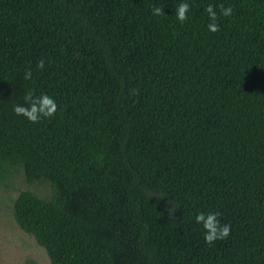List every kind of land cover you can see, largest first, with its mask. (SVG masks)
<instances>
[{
	"label": "trees",
	"instance_id": "trees-1",
	"mask_svg": "<svg viewBox=\"0 0 264 264\" xmlns=\"http://www.w3.org/2000/svg\"><path fill=\"white\" fill-rule=\"evenodd\" d=\"M187 2L0 0V185H50L13 215L52 264H264V0Z\"/></svg>",
	"mask_w": 264,
	"mask_h": 264
},
{
	"label": "rangeland",
	"instance_id": "rangeland-1",
	"mask_svg": "<svg viewBox=\"0 0 264 264\" xmlns=\"http://www.w3.org/2000/svg\"><path fill=\"white\" fill-rule=\"evenodd\" d=\"M51 199L52 190L44 181L29 184L23 173L0 185V264H52L44 248L20 229L13 215V202L23 190Z\"/></svg>",
	"mask_w": 264,
	"mask_h": 264
},
{
	"label": "clouds",
	"instance_id": "clouds-1",
	"mask_svg": "<svg viewBox=\"0 0 264 264\" xmlns=\"http://www.w3.org/2000/svg\"><path fill=\"white\" fill-rule=\"evenodd\" d=\"M205 11L208 14L209 23L206 25L208 31L216 32L219 30V25L217 24V13L213 10V7L209 5ZM190 13V5L187 0H181V3L177 6L175 10V16L177 21L180 23L185 22ZM152 14L154 16H160L162 14V9L155 7L152 9ZM232 14V8H222L221 15L227 17ZM38 68H44V61L40 60ZM31 72L26 71L25 79L30 78ZM25 105H15L13 108L14 113L17 116H23L30 122L36 123L41 118L51 117L57 108L54 99L46 94H40L39 96H33L32 93H28L25 96ZM219 212H198L195 215V221L198 225H201L204 229V239L206 243L211 245L217 239H224L229 234V225H221L218 220Z\"/></svg>",
	"mask_w": 264,
	"mask_h": 264
}]
</instances>
